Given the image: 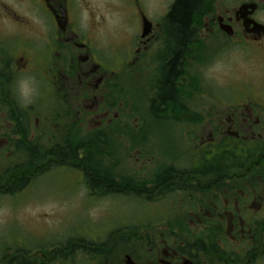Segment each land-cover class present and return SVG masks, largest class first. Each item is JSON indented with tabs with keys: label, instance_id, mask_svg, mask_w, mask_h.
Segmentation results:
<instances>
[{
	"label": "flooded vegetation",
	"instance_id": "obj_1",
	"mask_svg": "<svg viewBox=\"0 0 264 264\" xmlns=\"http://www.w3.org/2000/svg\"><path fill=\"white\" fill-rule=\"evenodd\" d=\"M175 1L0 0V203L61 201L52 179L62 168L84 176L90 200L124 194L122 171L93 160L124 153L126 91L137 105L150 93V124L170 125L182 147L194 145L148 180L149 193L159 201L165 187L177 204L196 205L169 219L213 236V251L194 249L199 241L175 223L140 231L92 222L90 232L103 234L82 233L86 239L32 224L35 234L19 243L0 239V264H264V169L260 176L231 165V174H220L204 163L218 151L247 152L230 143H264V0H200L187 32L169 18ZM240 61L261 67L257 84L240 78L247 74ZM223 68L232 73L224 84L216 79ZM233 83L260 93L221 103L215 92ZM142 119L135 137L147 135ZM84 153L90 167L77 163Z\"/></svg>",
	"mask_w": 264,
	"mask_h": 264
},
{
	"label": "rangeland",
	"instance_id": "obj_2",
	"mask_svg": "<svg viewBox=\"0 0 264 264\" xmlns=\"http://www.w3.org/2000/svg\"><path fill=\"white\" fill-rule=\"evenodd\" d=\"M158 4L160 5V2ZM109 55L113 57L112 50L109 51ZM240 63V66L246 68L247 73L244 76L240 75V78L250 75L253 80L251 82L254 85L257 84L258 81L254 79H256L255 77L258 74H262L261 67L255 62L243 64L240 61ZM228 70L223 68L218 71L216 79L219 83L224 84L231 80L232 73ZM129 83H131L130 79ZM125 89L130 88L125 87ZM252 91V88L248 89L245 86H237L233 83L223 85L221 92L215 93L220 96L218 98L221 103L234 104L240 100H246V95ZM259 93V91L252 92L253 95ZM149 97L150 93L144 95L141 105H137L134 91H126L124 153L120 155L116 151L114 153L109 150L110 155L103 156L100 164V168L104 170L122 171L120 173L124 174V181L127 178L135 179L148 190V180L156 181L158 178L156 172L163 174L166 165L176 159H173V157L181 155L183 148L189 151L194 145L191 141L182 147L181 142L170 135L172 134L170 125L150 124ZM207 100H209V97H207ZM137 117L148 118L147 124L143 119L141 123L144 133L147 135L145 138H139L137 135L130 139L127 132L134 131L135 126L140 123L136 120ZM47 181L48 179L44 180V185H47ZM52 183H56L60 189L61 201L22 205L12 201L11 203L6 202L9 204L6 206H1L3 204L0 203V239L5 240L6 238L14 237V240L19 243L17 239L24 234L26 236L35 234V231L31 228L32 224L35 226L39 225V228L46 229L52 233L59 231L56 234L60 233V237L77 234L78 238L86 239L85 236L81 237L80 235L84 233L93 237L103 234V230L98 231L96 234L90 232L92 222H98L97 227H102L105 224H126L127 226L133 225V227L134 225L141 227L149 223H157L159 225L164 222L167 215L175 213V209L180 210L182 205L167 197H161V199H164L162 201H160L161 199L155 201L152 198L145 202L140 199V196L133 193L115 195V198L110 199L99 198L90 200V191L83 184L84 176L76 169L62 168L57 175V180L54 182L52 179ZM34 191L36 192L34 199H44L42 197L44 195L41 192L39 194V190Z\"/></svg>",
	"mask_w": 264,
	"mask_h": 264
},
{
	"label": "trees",
	"instance_id": "obj_3",
	"mask_svg": "<svg viewBox=\"0 0 264 264\" xmlns=\"http://www.w3.org/2000/svg\"><path fill=\"white\" fill-rule=\"evenodd\" d=\"M199 2L200 0H176L174 3L173 9L169 15L170 20L174 24H176L180 30L183 29L184 32H187L188 26H190V23H191L192 14L195 11L196 7L198 6ZM169 73H170L169 76H172L171 74L173 73V71L171 70V72ZM129 133H128V136L130 137V139H132L133 137H131ZM227 147L229 150L234 149L236 147H237V150H239L240 148H243L247 152L237 153V155H233L230 153H224L223 151H218L217 154H213L205 159L204 163L206 164V167H207L206 170H212V166H220L222 170L220 174H231L232 173L231 170L227 169L226 166H231V165H236L239 167L252 166L255 170L254 173L262 176L261 170L264 169V143L262 141L252 142L249 145H242V147H240L239 143L237 144L230 143ZM102 160L103 159H98V156H96L93 160V164L99 165L102 163ZM77 163L84 167H90V165L92 164L91 156H89L88 153H84V155L78 160ZM256 166L261 167L258 173L256 172ZM226 170L227 172H225ZM212 171L216 172L217 170L213 169ZM237 171L239 173V172H244L245 170L240 171V169H238ZM94 174L98 176V172L95 171ZM107 176L108 177L104 178V180H106L107 182H111L112 181L111 177H109V175ZM125 180H126L125 181V192L126 193H131V194L133 193L137 196L145 197L147 200H151L153 198L149 193L150 189L149 190L146 189L137 180L135 179L132 180L130 178H127ZM164 180L165 179H163V181ZM191 191L192 190H190L189 192ZM196 191L197 190H195L193 193H195ZM107 193H110V192H107ZM157 197H168V189H166L165 187L162 188L161 194H159L158 196L154 198H157ZM195 207L196 205L183 204L181 205L180 209L181 210L183 208L184 209L186 208L194 209ZM173 214L167 215L166 218L164 219V222H161V224L164 223V225H166V224L175 223L176 225H178L179 229L186 231L187 236L191 238L189 239L190 242L199 241L193 244L194 249L198 251H204V250L213 251V247L215 245L213 236H206L203 234H201L200 236H196L195 234H189V232L187 231H189L190 229L186 225L184 219H179L178 218L179 216L175 217L174 219H169L171 215ZM191 221H195V220L191 219ZM203 223H206V222H203ZM152 225H153L152 223H149L145 226H141L139 230L147 231L148 229H150ZM169 228H173V226L169 225ZM256 237H258L257 234H256Z\"/></svg>",
	"mask_w": 264,
	"mask_h": 264
}]
</instances>
